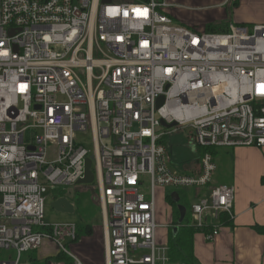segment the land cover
Returning <instances> with one entry per match:
<instances>
[{"label":"built area","instance_id":"obj_1","mask_svg":"<svg viewBox=\"0 0 264 264\" xmlns=\"http://www.w3.org/2000/svg\"><path fill=\"white\" fill-rule=\"evenodd\" d=\"M170 7L0 0V264H24L45 240L87 264L64 244L78 225L47 224L45 195L77 185L88 158L109 210L106 264H185L157 242L158 186L166 200L202 190L190 212L209 241L234 217V187L214 184L215 156L199 150L264 147V24L199 31ZM187 127L198 175L167 163L165 138Z\"/></svg>","mask_w":264,"mask_h":264},{"label":"crops","instance_id":"obj_2","mask_svg":"<svg viewBox=\"0 0 264 264\" xmlns=\"http://www.w3.org/2000/svg\"><path fill=\"white\" fill-rule=\"evenodd\" d=\"M232 1L234 6L231 14L214 12L213 16L205 13L206 17H203V12H200L202 8L211 6H221L223 9V6H229ZM235 1L168 0L171 3L169 14L177 22L203 30L212 23H218L228 29L232 23L264 24V12L253 14L246 0H240L238 4H235ZM215 159L218 168L214 184L230 185L235 190L234 217L230 219L227 214H222L223 226L219 235L212 241L207 240L203 232L195 234L196 264H264V147L245 145L218 148L215 150ZM54 199L52 195V201ZM69 199L73 202L71 197ZM101 216L106 246L108 213L104 208ZM224 218L228 220L224 221ZM48 245L51 250L57 249L52 241H49ZM77 247V250L81 251L73 249L75 254L87 264H95L89 259L91 253L83 251L80 244H77ZM52 252L37 250L27 253L23 262L43 264L57 253Z\"/></svg>","mask_w":264,"mask_h":264},{"label":"rangeland","instance_id":"obj_3","mask_svg":"<svg viewBox=\"0 0 264 264\" xmlns=\"http://www.w3.org/2000/svg\"><path fill=\"white\" fill-rule=\"evenodd\" d=\"M240 1V0H238ZM248 8L253 14L264 12V0H246ZM233 1L229 6H211L202 8L200 12H203V17H206L205 13L212 15L214 12L222 14H231ZM213 16V15H212ZM180 23V22H179ZM182 24V23H180ZM218 24V23H212ZM184 25V24H183ZM196 30H203L196 28ZM205 30V29H204ZM174 131L175 129L172 128ZM85 137V136H82ZM165 146L167 149L166 158L169 167L176 173H181L189 162L197 158V147L193 141L192 129L184 128L173 132L165 138ZM92 145H88L91 148ZM97 184L90 185L77 184L68 188L66 195L73 199L76 211L75 213H64L55 210L52 205V189H48L45 195V220L47 224H77L80 228V236L78 241L72 242L71 239L64 241V244L68 245L70 251L77 250V244L83 251L91 253L89 259L95 264H106V246H105V233L103 229V222L101 213L103 211V204L100 199L99 191L96 189ZM169 192L167 188L158 186L156 189V201H157V214L156 222L158 225L157 242L158 244H165L168 239L169 225H173V208L174 206L166 201V194ZM75 201V202H74ZM105 212L109 213V210L104 208ZM171 212V214H170ZM174 226V225H173ZM101 228V230H100ZM49 241L45 240L39 251L48 250L49 252L56 253L53 257H57L59 254H66L57 249H50L48 245ZM91 245V246H90ZM98 245V249L97 248ZM96 249V250H94ZM78 251V250H77ZM81 251V250H79ZM78 251V252H79ZM74 253V252H73ZM69 256L68 254H66ZM157 255L161 257L162 251H158ZM70 257V256H69ZM86 259V257H84ZM88 260V259H87ZM52 262V261H51ZM54 264H63V260L58 262H52ZM90 264V263H89Z\"/></svg>","mask_w":264,"mask_h":264},{"label":"trees","instance_id":"obj_4","mask_svg":"<svg viewBox=\"0 0 264 264\" xmlns=\"http://www.w3.org/2000/svg\"><path fill=\"white\" fill-rule=\"evenodd\" d=\"M235 4H238V0L235 1ZM206 31H218V32H226L229 29L227 27H223L219 24H210L205 29ZM215 148L209 149H201L199 150L200 154L205 153V151H210L215 156ZM200 160L196 158L190 164H188L185 169L184 173L198 175L200 173ZM264 180V178H263ZM66 189H56L53 190L54 198H59L61 196L66 195ZM180 200L177 204L173 198L168 195L167 202L174 206L173 208V225L178 226V231L174 233V227L169 229L168 233V255L173 262H184L185 264H196V257H195V234L197 232H202L194 223L191 215V206L192 203L197 200L202 195V190L196 187L188 188V189H179L178 190ZM179 204L183 205L187 213L184 218H182L181 211L179 208ZM228 220L224 218V221ZM81 228V227H80ZM80 228L78 225V236L76 240L72 242H76L80 236ZM63 260V264H71V258L66 254H59L56 258L51 257L46 260L43 264H54L52 262H58ZM52 261V262H51Z\"/></svg>","mask_w":264,"mask_h":264},{"label":"water","instance_id":"obj_5","mask_svg":"<svg viewBox=\"0 0 264 264\" xmlns=\"http://www.w3.org/2000/svg\"><path fill=\"white\" fill-rule=\"evenodd\" d=\"M103 2H111V0H103ZM165 98L162 96L158 99L157 105L158 107H160L161 105H163ZM162 123L168 127H173L176 126V122H173L171 124H167L164 120H162ZM92 160L90 158H88L86 160V166H85V176L84 178H81L77 184H86V185H90L93 184L95 181V174L93 172L92 169ZM173 200L178 204L180 197L178 195V193H174L172 195ZM52 207L60 212H64V213H75L76 208H75V204L69 199V197L67 196H61L59 198H55L52 202H51ZM179 208L181 211V215L182 218L185 217L187 210L183 205L179 204ZM178 226H175L174 228V233H176L178 231ZM51 264V263H49Z\"/></svg>","mask_w":264,"mask_h":264}]
</instances>
